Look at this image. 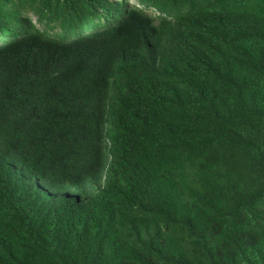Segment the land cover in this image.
Wrapping results in <instances>:
<instances>
[{
	"label": "trees",
	"instance_id": "1",
	"mask_svg": "<svg viewBox=\"0 0 264 264\" xmlns=\"http://www.w3.org/2000/svg\"><path fill=\"white\" fill-rule=\"evenodd\" d=\"M139 1L0 0V264H264V0Z\"/></svg>",
	"mask_w": 264,
	"mask_h": 264
},
{
	"label": "rangeland",
	"instance_id": "2",
	"mask_svg": "<svg viewBox=\"0 0 264 264\" xmlns=\"http://www.w3.org/2000/svg\"><path fill=\"white\" fill-rule=\"evenodd\" d=\"M131 4L133 5H138L140 7H142L143 9H145V11H147L148 13H151V14H158V12L153 8V7H149V6H145L143 5L139 0H129ZM28 15H30L33 20L39 25V27L43 30H47L49 31L50 33H57L59 32V29L57 27H54L53 25H45L41 22H39L38 20V17L32 13V12H28ZM92 29H87L86 32H90ZM78 34H75L73 37H77Z\"/></svg>",
	"mask_w": 264,
	"mask_h": 264
}]
</instances>
